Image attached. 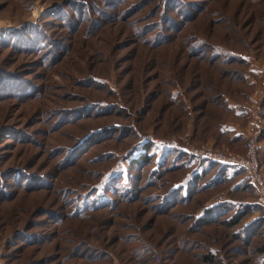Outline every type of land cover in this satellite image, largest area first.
Instances as JSON below:
<instances>
[{
  "label": "rangeland",
  "instance_id": "rangeland-1",
  "mask_svg": "<svg viewBox=\"0 0 264 264\" xmlns=\"http://www.w3.org/2000/svg\"><path fill=\"white\" fill-rule=\"evenodd\" d=\"M263 131L264 0H0V264H264L245 170L165 197Z\"/></svg>",
  "mask_w": 264,
  "mask_h": 264
},
{
  "label": "trees",
  "instance_id": "trees-1",
  "mask_svg": "<svg viewBox=\"0 0 264 264\" xmlns=\"http://www.w3.org/2000/svg\"><path fill=\"white\" fill-rule=\"evenodd\" d=\"M262 134H264V131ZM84 139H81L79 141L78 146L81 145L80 142L83 141ZM143 145L144 146L142 147L143 148L142 152H140L139 156H137L136 158H134L131 161L132 166H135V165L137 166V165H140L142 163H147L150 161L151 154H149V150H150L151 144L145 143ZM173 152H175V151H173ZM185 156H187L189 160L192 159V157L189 156L188 154H185ZM199 164H200V162H199ZM215 166H217V168H216V174L214 175V177L218 178V180L217 179H214L211 181L209 180L207 183L201 184L200 182H202L203 177L207 174V172L211 168H213ZM199 169H201V168H197L193 172V175L191 176L190 179L186 180L185 182H179V183L174 184L172 186V188L170 189V193H168L167 196H165V197H168V196L170 197V195L172 193H174L176 190L180 189V191H179L180 199H183L184 201H188V199L190 198V194L193 192L194 188L196 189L198 187L197 188L198 190H203L207 186H210L213 183L223 181L224 179H228V168L226 166L220 165L219 163L211 162L210 164L204 166L201 170H199ZM242 171H244V169L239 170V172H242ZM199 184H201V186H199ZM243 187L245 189L247 188L249 191H251L254 194L257 193L256 188L253 185H251L250 183L244 184ZM165 199H167V198H165ZM173 202L174 201H172V203ZM241 206H242L241 210L237 211L234 215L232 214V216L225 218L223 221L227 222L228 225H230V226H236L242 221V219L245 215L250 214L254 210H262V208H263L259 203H254V202L238 203V201H234L233 199L229 198L226 200H219V202L217 201L215 204L207 206L204 209V211L195 219V221H196V223H198V222L202 223L203 222V224L219 221L223 217H226V215H228V213H231L232 211H234L233 209L235 207L237 209V208H240ZM211 215H215L214 216L215 218L213 217L214 220L208 218V216L211 217ZM245 226L247 227L246 228V230L248 232L247 234L250 235L259 226H260L259 228L264 227V217L259 216L257 219L246 223ZM240 237H241V235H240ZM242 237L244 238V236H242ZM259 252L264 253V245L259 248ZM213 253L214 252L211 251L210 254H208V255L206 254L204 256L205 262H210L213 260V256H212V255H214Z\"/></svg>",
  "mask_w": 264,
  "mask_h": 264
},
{
  "label": "built area",
  "instance_id": "built-area-1",
  "mask_svg": "<svg viewBox=\"0 0 264 264\" xmlns=\"http://www.w3.org/2000/svg\"><path fill=\"white\" fill-rule=\"evenodd\" d=\"M258 133L259 132H255V134L251 136L248 142L246 157H228L224 154L203 151L200 149H192L191 154L201 159L216 161L228 167L244 169L247 173L249 183L256 188L260 201L264 205V176L261 173L258 159V154L261 150V145L258 140Z\"/></svg>",
  "mask_w": 264,
  "mask_h": 264
},
{
  "label": "crops",
  "instance_id": "crops-1",
  "mask_svg": "<svg viewBox=\"0 0 264 264\" xmlns=\"http://www.w3.org/2000/svg\"><path fill=\"white\" fill-rule=\"evenodd\" d=\"M219 130H220L221 133H231V132H233V134L231 135V139L232 140H236L238 138H242V135L245 134V132L239 130L235 125H232V124H224L223 126L220 127ZM261 148H262V152H264V142H262ZM227 168H228V178H233V177L237 176L238 174H241V172H239L240 169L235 170V169H233L231 167H228V166H227ZM201 169H199V170H201ZM246 179H247V183L249 184L248 176H247ZM243 180L244 179L242 178L238 184L242 183ZM252 202H254V201H252ZM254 203H259L263 207L261 211L264 210V205L262 204L261 201L260 202H254ZM258 217L259 216H255L254 218L250 219V221L257 219Z\"/></svg>",
  "mask_w": 264,
  "mask_h": 264
}]
</instances>
